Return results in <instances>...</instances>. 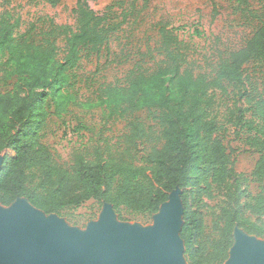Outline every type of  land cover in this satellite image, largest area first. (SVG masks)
<instances>
[{"label":"trees","instance_id":"1","mask_svg":"<svg viewBox=\"0 0 264 264\" xmlns=\"http://www.w3.org/2000/svg\"><path fill=\"white\" fill-rule=\"evenodd\" d=\"M57 6L61 0H47ZM90 0H77L73 13L77 28L62 26L48 34L44 45L17 43L14 35L19 20L0 15V80L2 73L16 76L13 89L0 92V205L9 207L27 199L46 215L59 217L89 201L110 204L122 218L152 217L159 213L170 194L180 189L184 202L181 238L189 264H224L234 244L238 226L264 239V95L253 96L246 88L245 67L264 65V21L245 46L230 53L215 70V76L196 75L189 68L187 44L169 28L159 29V50L163 59L155 71L141 68L130 72L126 87L109 91L106 102L112 117L131 118L146 109L155 113L163 145L153 148L142 165L105 158L96 151L93 160L75 155L69 167L56 161L42 142L41 131L51 112H67L71 96L56 94L68 87L71 70L84 50L99 53L120 24L111 23L109 12L97 13ZM264 14V7H263ZM64 36L65 55L59 58L56 33ZM13 61L8 71L3 57ZM234 89L238 113L236 126L248 134V144L259 154L252 179L257 194L245 187L248 179L234 168L228 149L217 135L220 130L215 110L217 92ZM234 115V113H233ZM249 115V118L246 117ZM127 141L138 148L149 138L148 129L135 116L128 120ZM224 191L215 230L207 239L199 204L214 200ZM249 213L257 220L247 216Z\"/></svg>","mask_w":264,"mask_h":264},{"label":"rangeland","instance_id":"2","mask_svg":"<svg viewBox=\"0 0 264 264\" xmlns=\"http://www.w3.org/2000/svg\"><path fill=\"white\" fill-rule=\"evenodd\" d=\"M76 3L77 0H61L57 6H52L47 0H0V15L11 18L12 22L19 20L14 32L17 43L44 45L48 34L59 27L76 30L73 13ZM89 4L99 14L109 12L111 23L120 27L99 53L83 51L81 61L71 70L68 87L57 92L56 98L71 96L67 112L60 117L53 115L51 97L47 101L51 115L40 133L42 142L50 148L56 161L66 167L72 164L75 155L93 160L96 151L105 158L142 165L143 158L153 148L163 145L154 112L144 109L136 113L149 131V138L136 148L127 141L128 120L135 116L112 117L106 104L111 89L126 87L132 70L141 68L153 72L157 69L163 59L159 50L162 25H168L187 44L189 68L196 75L207 74L213 78L218 65L230 53L243 48L264 21V0H90ZM56 40L59 58H62L65 39L59 31ZM3 61L11 72L14 62L8 55ZM245 76L248 91L253 92V96L264 95V65L248 64ZM15 81L16 76L2 73L0 92L11 91ZM216 102L221 127L217 135L226 145L236 172L248 179L247 191L257 194L260 188L252 179V173L259 154L248 144V134L236 126L238 113L233 87L228 86L226 93L217 92ZM217 193L214 200H204L206 205L195 206L202 213L205 236L210 240L218 236L215 224L226 203L224 191ZM104 207V204L89 201L78 209L66 210L60 219L71 230L85 232L100 221ZM115 214L118 222L128 226L148 229L155 224V216L134 217L123 212L121 218ZM247 216L257 220L249 213ZM182 256L185 264H189L185 249Z\"/></svg>","mask_w":264,"mask_h":264},{"label":"water","instance_id":"3","mask_svg":"<svg viewBox=\"0 0 264 264\" xmlns=\"http://www.w3.org/2000/svg\"><path fill=\"white\" fill-rule=\"evenodd\" d=\"M3 163L0 154V170ZM181 194L180 189L170 194L148 229L118 222L107 203L100 221L85 232L71 230L59 216L46 215L24 198L0 205V264H185ZM233 236L224 264H264L261 238L238 226Z\"/></svg>","mask_w":264,"mask_h":264},{"label":"bare ground","instance_id":"4","mask_svg":"<svg viewBox=\"0 0 264 264\" xmlns=\"http://www.w3.org/2000/svg\"><path fill=\"white\" fill-rule=\"evenodd\" d=\"M31 210H32V211H34V209H33V208H31Z\"/></svg>","mask_w":264,"mask_h":264}]
</instances>
